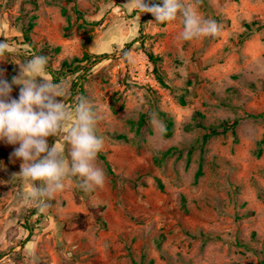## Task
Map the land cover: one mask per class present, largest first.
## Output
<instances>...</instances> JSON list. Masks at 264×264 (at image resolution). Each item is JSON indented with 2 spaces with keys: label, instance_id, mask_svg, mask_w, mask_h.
<instances>
[{
  "label": "rangeland",
  "instance_id": "rangeland-1",
  "mask_svg": "<svg viewBox=\"0 0 264 264\" xmlns=\"http://www.w3.org/2000/svg\"><path fill=\"white\" fill-rule=\"evenodd\" d=\"M127 2L0 0L2 78L11 84L19 64L46 56L66 105L85 96L98 110L106 174L90 192L69 178L40 208L30 199L40 182L14 177L19 145L0 140V264H264V0H200L221 31L191 41L177 39L180 19L155 22ZM84 54L79 69L62 67ZM19 92L12 85L11 97ZM153 114L165 129L171 119L169 136ZM234 119L202 140L197 122Z\"/></svg>",
  "mask_w": 264,
  "mask_h": 264
},
{
  "label": "clouds",
  "instance_id": "clouds-1",
  "mask_svg": "<svg viewBox=\"0 0 264 264\" xmlns=\"http://www.w3.org/2000/svg\"><path fill=\"white\" fill-rule=\"evenodd\" d=\"M200 0H128L141 14L150 13L155 22L180 19L183 29L177 39L191 41L200 37L216 36L221 25L205 18L198 10ZM8 48L0 41V55ZM125 58L131 61L129 53ZM48 58L37 55L19 64L20 72L11 84L0 72V140L19 145L13 155L22 160L21 171L14 174L32 182L30 199L40 208H47L48 201L56 193L65 190L69 178H79L77 187L85 192L93 191L106 182V174L97 163L98 154L104 148L103 137L97 135L101 117L92 102L81 96L74 107L64 102L67 89L62 83L49 81L40 74L46 70ZM37 78H42L38 82ZM12 85L20 87L19 98L11 97ZM152 120L165 131L163 122L155 114ZM49 137H63L67 154L56 143L49 146Z\"/></svg>",
  "mask_w": 264,
  "mask_h": 264
},
{
  "label": "trees",
  "instance_id": "trees-1",
  "mask_svg": "<svg viewBox=\"0 0 264 264\" xmlns=\"http://www.w3.org/2000/svg\"><path fill=\"white\" fill-rule=\"evenodd\" d=\"M32 1H34V0H32ZM156 3H158V1H156ZM73 10H74V12H76V14H78L76 7H73ZM33 25H34V23L32 20L27 21V23H25V26L22 29V36H23L24 42L29 44V45H32L31 39L29 37V31L32 29ZM129 45H130V43L126 44V47H129ZM54 49L58 50L59 47L56 46ZM101 56H105V54H102ZM97 57H99V56H97ZM147 57H148L149 61L153 64V71L157 75V79L159 80V82L163 83V79H162L161 74H160L158 67H157V62L160 60L159 57L154 56L152 54V52H147ZM89 58L90 57L88 55L84 54L81 59L73 58L71 62L63 61L62 67L65 68V70H69V71L76 70V69L80 68L81 65H79V64H80L81 60H88ZM95 62H97V61H95V60L92 61L93 64ZM46 70H48V73L51 74V76L53 78V82H57V72L49 69L48 66L46 67ZM256 115H249V116L254 117ZM257 116L262 117V114H258ZM237 123H238V120L234 119V120H232V122L221 121V123L218 126H205L204 124L197 122V126L202 128V129L207 130L202 137V140L206 141L212 135H217V134L224 133L228 130H233L235 128V126L237 125ZM171 124H172L171 119H167V128H166V133H165L166 136L170 135L169 128H170ZM260 144H264V135H263L262 139L260 140ZM260 148H261V146L258 148L259 152H261ZM199 174H200V170L197 172V176Z\"/></svg>",
  "mask_w": 264,
  "mask_h": 264
}]
</instances>
